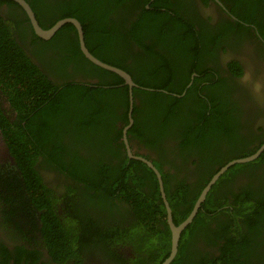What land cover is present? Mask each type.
I'll use <instances>...</instances> for the list:
<instances>
[{"label": "trees", "instance_id": "16d2710c", "mask_svg": "<svg viewBox=\"0 0 264 264\" xmlns=\"http://www.w3.org/2000/svg\"><path fill=\"white\" fill-rule=\"evenodd\" d=\"M25 1L42 29L76 19L89 53L125 71L138 86L132 89L134 123L128 141L155 154L151 161L161 174L175 225L186 219L202 188L223 165L253 154L263 143L264 133L255 134L253 148L250 136L240 134L243 111L234 101L231 77L215 83V75L207 72V63L218 59L215 50L230 42V33L245 30L243 24L219 25L210 35L204 26L195 30L186 19L191 16L190 0ZM228 5L237 19L255 24L264 40V0ZM1 6L7 9H0V90L17 121L9 128L1 116L0 127L19 167L17 179L30 187L33 204L25 192L16 193L10 212L44 211L41 240L57 263L73 258L78 263L80 246L97 239L106 248L128 241L136 253L129 264H160L169 254L170 231L158 182L144 163L127 158L121 140L128 124V87L84 58L72 25L44 41L34 35L15 2L0 0ZM28 36L38 63L56 72L69 65L84 80L96 82H75L67 74L60 85L53 82L22 47ZM213 81L215 85L200 90L202 82ZM245 126L250 134L251 126ZM167 142L172 145L169 152ZM38 165L70 179L73 186L68 184L67 191L73 199L67 207L73 208L75 198L109 221L114 216L121 223L130 221L102 233L89 218L79 219L78 227L63 226ZM83 214L90 215L89 210ZM200 239L208 249L217 248L218 255L202 252ZM171 264H264V152L253 162L230 167L211 187L181 234Z\"/></svg>", "mask_w": 264, "mask_h": 264}, {"label": "flooded vegetation", "instance_id": "af4514ba", "mask_svg": "<svg viewBox=\"0 0 264 264\" xmlns=\"http://www.w3.org/2000/svg\"><path fill=\"white\" fill-rule=\"evenodd\" d=\"M236 2L237 0H206V2H203V0H190L189 12L191 16L186 17V19L190 24H193L195 30H199L200 26H204L208 35L218 28L219 25L243 24L245 30H242L240 34L235 32L231 34L229 32L230 42L224 43L215 50L218 54V59L212 63H207V68L210 69L207 72L215 75V83L219 82L218 78L231 77L228 82L230 84L229 86L233 87L235 91L234 101L238 103L239 109L243 111L239 117L240 124L244 125L240 130V134L245 135L244 137L250 136L252 141L249 147L253 148L256 146L257 137H255V134L260 136L264 133V40L257 33L255 24L241 21L231 12V6L228 3L236 4ZM148 5L145 4V9L149 8ZM0 9L6 11L7 8L6 6H1ZM246 29H248V32H246ZM22 42L23 44L21 45L31 60L36 62L35 64L47 73L53 82L60 85L61 81L64 80L62 76L66 74L75 82H91L92 80L96 82L95 79L84 80L83 76L79 72H75L73 67L69 65L65 66L63 72H56L46 63H38L30 52L32 50L30 36ZM126 63L130 64L131 62L128 60ZM190 79L193 81V76ZM210 84H214V81L211 83L202 82L199 88L202 91L203 86ZM216 87L218 88V86ZM0 108L3 112H6L0 115V117L2 116L8 119V122L11 124L9 128H13L14 125L12 124L17 121V116L9 106L7 100H5L1 90ZM246 124L251 126L250 134L247 131L249 126L246 128ZM2 129L0 127V264H129L135 259L136 253L128 241L122 243L111 242L110 246L106 248L101 242L94 239L86 247L80 246V259L78 263L73 261L74 258L62 263H57L53 260L41 240L43 221L40 215L44 211L31 208L25 214V212L17 207L18 212H10V209L14 208L11 202L15 199L14 196L16 193L20 194L25 192L29 194L30 188L23 182L22 178L17 179L20 173L19 167L10 152L6 140V133L3 134ZM129 144L134 154L142 155L143 157L149 156V160L156 158L153 151H147L137 141L129 142ZM165 146L168 152L172 148L171 142H167ZM220 150H225V148H221ZM37 170L41 178H43V184L51 192L50 196L53 197L54 214L63 226L78 227L80 225L79 219L84 221L85 218H89L91 222L97 224L99 233H102L113 230L116 225L126 226L130 221L125 220L121 223L115 216L114 220L109 221L105 214L98 213L96 209H86L75 198L73 208L67 207L69 206V198L71 200L73 199L71 198L73 194L70 193L69 196L67 191L68 184L73 186L70 179L54 171H49L40 165L37 166ZM163 170H169L168 166L163 165ZM191 179L193 181L194 177ZM17 202L19 200L16 198ZM87 210H89L90 215L83 214ZM76 245L79 247L78 244ZM198 246L202 252L205 250L207 252H214L217 249H208L202 245L201 239ZM18 247H23L25 250L21 251ZM34 250L38 251L37 255L31 254ZM215 255H218L217 251ZM139 264L155 263L151 260L149 263L148 261L141 260Z\"/></svg>", "mask_w": 264, "mask_h": 264}, {"label": "water", "instance_id": "95a60500", "mask_svg": "<svg viewBox=\"0 0 264 264\" xmlns=\"http://www.w3.org/2000/svg\"><path fill=\"white\" fill-rule=\"evenodd\" d=\"M15 2L25 13L26 17L28 18V21L30 23V26L32 28V31L34 32V35L41 40L48 41L50 40L57 31H59L63 26L66 24L72 25L75 30H76V35H77V41L79 45L80 52L84 56L86 60H88L91 64L94 66L101 68L107 72L113 73L120 77L124 85L128 87V97H129V109H128V124L123 127L122 129V142L124 144L125 152L127 157L131 160H137L142 163H144L149 169L152 170L154 175L156 176L158 186H159V192H160V197L163 202L165 211H166V223L168 225L169 231H170V251L168 256L160 263V264H171L174 258L177 255L178 252V245H179V240L181 233L188 227V225L194 220L198 210L200 209L201 205L206 199V196L208 192L210 191L211 187L218 181V179L232 166L237 165V164H245L249 163L252 161H255L259 156L264 152V141L263 143L255 150V152L247 157L240 158V159H235L230 162H227L225 165H223L208 181V183L202 188L199 196L197 197L194 206L189 213V215L186 217L185 220H183L181 223L178 225H175L173 220H172V212L171 208L168 204V201L166 199L165 191H164V186H163V181L160 172L157 170V168L153 165L152 161L149 159H146L142 155H136L134 154L133 150L130 147V144L128 142V136L127 132L128 130L132 127L134 121L133 118L131 117L132 110H133V95H132V89L137 88L138 86L133 82L131 76L127 74L125 71L108 65L99 59L95 58L93 55L89 53L87 50L85 43H84V33L82 30V27L80 23L74 19V18H65L57 21L53 26H51L48 29H42L36 18L35 15L28 5V3L25 0H8ZM192 81L187 85V88L191 85ZM186 88V89H187ZM185 94L183 92L181 95H177L175 97H182Z\"/></svg>", "mask_w": 264, "mask_h": 264}, {"label": "rangeland", "instance_id": "374dc122", "mask_svg": "<svg viewBox=\"0 0 264 264\" xmlns=\"http://www.w3.org/2000/svg\"><path fill=\"white\" fill-rule=\"evenodd\" d=\"M28 188H30V187L28 186ZM29 195H32L31 192H29V194H26V198L30 201V196ZM29 205L31 207H33V204L31 203V201L29 202Z\"/></svg>", "mask_w": 264, "mask_h": 264}]
</instances>
